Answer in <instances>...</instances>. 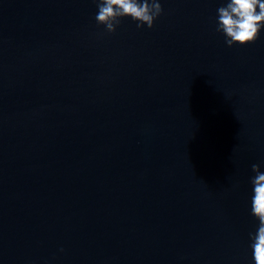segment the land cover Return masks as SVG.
Listing matches in <instances>:
<instances>
[{"label":"water","instance_id":"1","mask_svg":"<svg viewBox=\"0 0 264 264\" xmlns=\"http://www.w3.org/2000/svg\"><path fill=\"white\" fill-rule=\"evenodd\" d=\"M159 2L107 33L94 0H0V264H254L264 28Z\"/></svg>","mask_w":264,"mask_h":264},{"label":"clouds","instance_id":"2","mask_svg":"<svg viewBox=\"0 0 264 264\" xmlns=\"http://www.w3.org/2000/svg\"><path fill=\"white\" fill-rule=\"evenodd\" d=\"M98 12L95 22L104 25L107 33H113L122 18L137 22V28L153 27L154 21L162 14L159 0H94ZM264 28V0H228L217 9L216 31L223 34L225 43L244 46L254 43ZM260 165L253 164L255 174L252 184L250 214L258 221V228L250 234L252 259L254 264H264V172ZM61 251H63L61 249Z\"/></svg>","mask_w":264,"mask_h":264}]
</instances>
